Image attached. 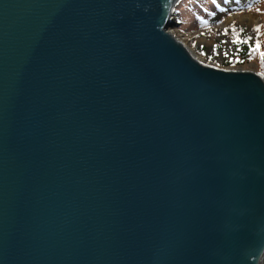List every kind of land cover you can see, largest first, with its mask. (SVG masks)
I'll return each mask as SVG.
<instances>
[{"label": "water", "instance_id": "1", "mask_svg": "<svg viewBox=\"0 0 264 264\" xmlns=\"http://www.w3.org/2000/svg\"><path fill=\"white\" fill-rule=\"evenodd\" d=\"M172 3L0 0V264H264V75Z\"/></svg>", "mask_w": 264, "mask_h": 264}, {"label": "rangeland", "instance_id": "2", "mask_svg": "<svg viewBox=\"0 0 264 264\" xmlns=\"http://www.w3.org/2000/svg\"><path fill=\"white\" fill-rule=\"evenodd\" d=\"M207 4L211 2L178 0L173 8V24L168 30L205 62L224 68H252L264 75L261 69V64L264 65L261 57L264 53V2L231 10L216 24L204 23L209 17ZM237 41L259 44L260 48L252 59L237 63Z\"/></svg>", "mask_w": 264, "mask_h": 264}, {"label": "trees", "instance_id": "3", "mask_svg": "<svg viewBox=\"0 0 264 264\" xmlns=\"http://www.w3.org/2000/svg\"><path fill=\"white\" fill-rule=\"evenodd\" d=\"M183 1V0H182ZM192 1V0H191ZM198 1V0H195ZM211 5H206V10L208 19H205L204 23L216 24L218 20L231 10L242 7H250L254 4H258L260 1L264 0H209ZM200 4V3H199ZM211 6V8H210ZM237 49L235 54L237 55L236 62L243 63L244 61L250 60L255 55L256 51H254L256 45H249L243 41L236 42ZM263 62V61H262ZM264 64V62H263ZM261 69L264 71V65L261 64Z\"/></svg>", "mask_w": 264, "mask_h": 264}, {"label": "bare ground", "instance_id": "4", "mask_svg": "<svg viewBox=\"0 0 264 264\" xmlns=\"http://www.w3.org/2000/svg\"><path fill=\"white\" fill-rule=\"evenodd\" d=\"M177 1L178 0H174V3H172V5H171V10L174 8V6H175V4L177 3ZM172 13H173V10H172V12L170 13V16H169V18H172ZM188 47V46H187ZM188 49H189V51H190V53L200 62V63H202V64H208V65H212V66H216V65H213V64H211V63H208V62H205L202 58H200L198 55H196L195 53H193L192 51H191V49L188 47ZM225 68H227V67H225ZM239 69H246V70H252V71H255V70H253L252 68H242V67H239Z\"/></svg>", "mask_w": 264, "mask_h": 264}, {"label": "snow or ice", "instance_id": "5", "mask_svg": "<svg viewBox=\"0 0 264 264\" xmlns=\"http://www.w3.org/2000/svg\"><path fill=\"white\" fill-rule=\"evenodd\" d=\"M259 48H260V45L257 44L256 47H255V49H254V51L259 50ZM261 57L264 58V53H261Z\"/></svg>", "mask_w": 264, "mask_h": 264}]
</instances>
